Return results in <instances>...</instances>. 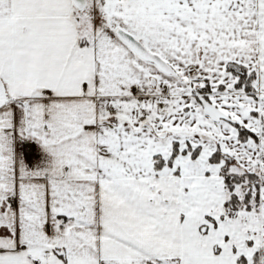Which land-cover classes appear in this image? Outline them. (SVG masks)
I'll return each instance as SVG.
<instances>
[{"label": "snow or ice", "instance_id": "6c2138e0", "mask_svg": "<svg viewBox=\"0 0 264 264\" xmlns=\"http://www.w3.org/2000/svg\"><path fill=\"white\" fill-rule=\"evenodd\" d=\"M0 264H264V0H0Z\"/></svg>", "mask_w": 264, "mask_h": 264}]
</instances>
